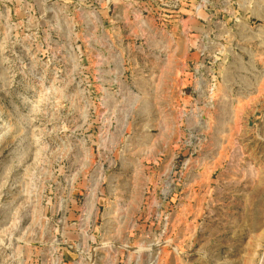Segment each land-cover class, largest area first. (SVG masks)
I'll return each mask as SVG.
<instances>
[{
  "label": "rangeland",
  "instance_id": "obj_1",
  "mask_svg": "<svg viewBox=\"0 0 264 264\" xmlns=\"http://www.w3.org/2000/svg\"><path fill=\"white\" fill-rule=\"evenodd\" d=\"M0 264H264V0H0Z\"/></svg>",
  "mask_w": 264,
  "mask_h": 264
}]
</instances>
